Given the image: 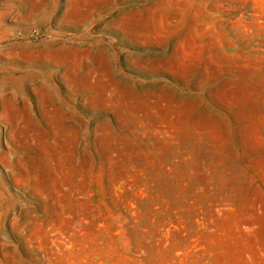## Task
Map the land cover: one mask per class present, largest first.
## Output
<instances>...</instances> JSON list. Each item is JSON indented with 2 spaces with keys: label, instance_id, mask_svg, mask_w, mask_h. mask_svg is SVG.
I'll use <instances>...</instances> for the list:
<instances>
[{
  "label": "rangeland",
  "instance_id": "rangeland-1",
  "mask_svg": "<svg viewBox=\"0 0 264 264\" xmlns=\"http://www.w3.org/2000/svg\"><path fill=\"white\" fill-rule=\"evenodd\" d=\"M0 134V264H264V0H0Z\"/></svg>",
  "mask_w": 264,
  "mask_h": 264
},
{
  "label": "bare ground",
  "instance_id": "bare-ground-1",
  "mask_svg": "<svg viewBox=\"0 0 264 264\" xmlns=\"http://www.w3.org/2000/svg\"><path fill=\"white\" fill-rule=\"evenodd\" d=\"M1 135V134H0ZM4 135V134H3ZM4 140V139H3ZM6 153V152H5ZM5 172V171H4ZM25 187V186H24ZM8 195V194H7ZM8 196H6V198H7ZM12 197V196H11ZM1 199V198H0ZM11 201V200H10ZM5 202V201H4ZM2 204V203H1ZM10 204V203H9ZM11 204H12V201H11ZM7 205V204H6ZM16 205V204H15ZM8 206V205H7ZM2 207H3V205H2ZM9 207V206H8ZM12 207H13V205H12ZM14 208V207H13ZM16 209V208H15ZM14 211V210H13ZM12 211V212H13ZM15 212V211H14ZM13 212V213H14ZM18 213V212H17ZM10 215V214H9ZM3 216V215H2ZM4 216H5V214H4ZM17 216V215H16ZM5 218H7V217H5ZM9 220V219H8ZM19 220V219H18ZM7 221V220H6ZM0 222H2V221H0ZM25 223V222H24ZM29 223V222H28ZM5 224V223H4ZM20 224V223H19ZM26 224V223H25ZM6 225V224H5ZM21 225H23V224H21ZM1 226V225H0ZM1 228V227H0ZM4 228V227H3ZM18 228V227H17ZM21 228H23V227H21ZM20 229V228H19ZM29 229V228H28ZM27 229V230H28ZM25 230V229H24ZM34 230V229H33ZM2 231V230H1ZM9 231V230H8ZM21 231H23V230H21ZM40 230H38V232H39ZM42 231V230H41ZM5 232H6V230H5ZM18 232H19V230H18ZM15 233H17V232H15ZM36 233V232H35ZM19 234V233H18ZM16 235V234H15ZM35 235V234H34ZM16 237H18L17 235H16ZM30 238V237H29ZM22 239H24V238H22ZM28 239V238H27ZM31 239H33V237L31 238ZM34 240V239H33ZM36 240V239H35ZM39 240V239H38ZM31 242V241H30ZM35 242V241H34ZM41 243V242H40ZM41 245V244H40ZM42 247V246H41ZM40 247V248H41ZM38 250V249H37ZM40 250V249H39ZM34 251V250H33ZM36 251V250H35ZM29 254V253H28ZM41 254V253H40ZM34 261V260H33ZM41 262V261H40ZM36 263H38V262H36Z\"/></svg>",
  "mask_w": 264,
  "mask_h": 264
}]
</instances>
